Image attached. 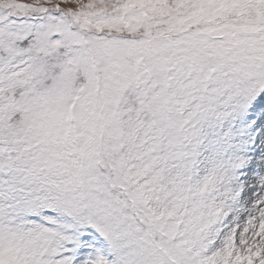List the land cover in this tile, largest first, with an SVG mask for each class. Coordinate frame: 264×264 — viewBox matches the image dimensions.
Segmentation results:
<instances>
[{"label":"snow or ice","instance_id":"obj_1","mask_svg":"<svg viewBox=\"0 0 264 264\" xmlns=\"http://www.w3.org/2000/svg\"><path fill=\"white\" fill-rule=\"evenodd\" d=\"M0 264H264V0H0Z\"/></svg>","mask_w":264,"mask_h":264}]
</instances>
